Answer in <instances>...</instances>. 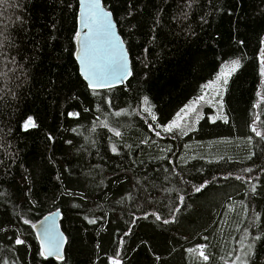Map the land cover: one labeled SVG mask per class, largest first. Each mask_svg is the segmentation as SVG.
I'll return each mask as SVG.
<instances>
[{"label": "trees", "instance_id": "16d2710c", "mask_svg": "<svg viewBox=\"0 0 264 264\" xmlns=\"http://www.w3.org/2000/svg\"><path fill=\"white\" fill-rule=\"evenodd\" d=\"M103 2L133 76L92 91L78 0H0V264H264V0Z\"/></svg>", "mask_w": 264, "mask_h": 264}, {"label": "water", "instance_id": "95a60500", "mask_svg": "<svg viewBox=\"0 0 264 264\" xmlns=\"http://www.w3.org/2000/svg\"><path fill=\"white\" fill-rule=\"evenodd\" d=\"M94 2L95 0H78V33L80 34V38L77 39L76 61L80 75L89 89L92 91H104L125 86L133 76V69L129 52L120 35L113 14L105 7L103 0H98L100 5L99 11L110 13L108 17V20L112 24L110 43L109 38L104 33L103 17L94 16L93 12L96 10L89 8V4ZM86 23L91 27V33L88 35L87 40L84 39L85 35L89 33V29L85 27ZM85 50H87L89 58L95 64L105 69L111 68L114 59L119 60L121 64L120 71L116 76H107L104 79H97L95 81L96 85L102 86H92L90 81L85 78L82 71L83 65L78 58L84 54ZM61 217V211H55L45 216L34 226L42 255L45 259L64 260L67 238L61 229ZM49 233H51V236H49ZM57 246L59 248L58 253L55 252ZM48 248L53 249V254H46V249ZM119 263L118 260L111 261V264Z\"/></svg>", "mask_w": 264, "mask_h": 264}, {"label": "snow or ice", "instance_id": "6c2138e0", "mask_svg": "<svg viewBox=\"0 0 264 264\" xmlns=\"http://www.w3.org/2000/svg\"><path fill=\"white\" fill-rule=\"evenodd\" d=\"M89 8L95 9L96 11L93 12L94 16L97 17H103V27H104V33L106 35V37L109 38V42L111 43V29H112V24L111 21L108 20V17L110 16V13H106V12H100L99 8V2L98 0H95L94 3H90L89 4ZM85 27L89 29V33L85 35L84 39L87 40L88 39V35L91 33V27L86 23ZM80 38V34L77 33V39ZM81 60V63L83 65L82 71L83 74L85 76L86 79H88L90 81V83L92 84V86H102V85H96L95 81L97 79H104L107 76H116L118 74V72L120 71L121 68V64L119 62V60L114 59L112 66L110 69H105L103 67H101L100 65L95 64L88 56L87 50H85L84 54L80 57H78ZM239 67V61H233V71ZM146 111H150L149 109H146ZM153 119H155V117H153ZM29 127H36L35 122L32 120L31 117L28 118V120L25 122L24 124V129L27 130ZM166 131H171L172 130V126H169L168 128L165 129ZM255 131V129H253ZM261 133L257 132V135H260ZM115 135L119 136L120 133L117 131L115 132ZM157 135H159V133H157ZM113 151H115V149H113ZM197 191H200L199 188H197ZM159 218V217H158ZM167 222V221H165ZM49 236H51V233H49ZM259 237H257L258 239ZM17 244H22L23 241L21 240H17L16 241ZM59 248L58 246L55 249V252L58 253ZM46 254L51 255L53 254V249L52 248H48L46 249ZM200 255L203 257L204 260L208 259V256L205 255V253L203 251H200ZM237 259H239V257H237Z\"/></svg>", "mask_w": 264, "mask_h": 264}, {"label": "rangeland", "instance_id": "374dc122", "mask_svg": "<svg viewBox=\"0 0 264 264\" xmlns=\"http://www.w3.org/2000/svg\"><path fill=\"white\" fill-rule=\"evenodd\" d=\"M227 72L224 73V75H222V77H218V79H216L215 81L211 82L209 85H208V91L210 92H214L216 89H217V86H218V83L221 79L225 80V77L227 76ZM206 92L201 98H198L197 100L191 102L185 109H183L179 115L177 116V118L172 121L169 125V126H176L178 125L184 118H187V117H190L192 114L195 115V118L199 119L202 117L203 113H202V106H203V103L205 100H208V95H209V92ZM212 100H216V98H212ZM210 100V101H212ZM208 101V102H210ZM211 119L214 121L217 119V117L215 116H212ZM234 264H247L245 262V260L243 258H240V260H237L235 261Z\"/></svg>", "mask_w": 264, "mask_h": 264}]
</instances>
